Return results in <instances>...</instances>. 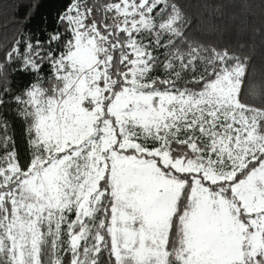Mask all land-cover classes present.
Masks as SVG:
<instances>
[{
    "label": "snow or ice",
    "instance_id": "obj_1",
    "mask_svg": "<svg viewBox=\"0 0 264 264\" xmlns=\"http://www.w3.org/2000/svg\"><path fill=\"white\" fill-rule=\"evenodd\" d=\"M191 6L61 0L32 27L40 0L21 4L0 42V264H264V81Z\"/></svg>",
    "mask_w": 264,
    "mask_h": 264
},
{
    "label": "trees",
    "instance_id": "obj_2",
    "mask_svg": "<svg viewBox=\"0 0 264 264\" xmlns=\"http://www.w3.org/2000/svg\"><path fill=\"white\" fill-rule=\"evenodd\" d=\"M33 0H0V42L10 40L20 20L18 13L25 11L21 4L30 5ZM61 0H40V7L32 21L38 27L42 16L51 17L60 6ZM190 12L198 16L208 28L206 39L209 43H243L252 58V79L258 84L264 81V11L258 0H190ZM213 5L216 11H213ZM243 5V6H240ZM205 14L207 18L205 19ZM214 26V27H213ZM19 130V129H18Z\"/></svg>",
    "mask_w": 264,
    "mask_h": 264
}]
</instances>
